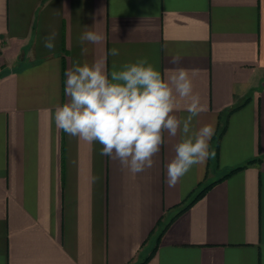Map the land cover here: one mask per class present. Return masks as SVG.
Wrapping results in <instances>:
<instances>
[{
	"label": "crops",
	"instance_id": "1",
	"mask_svg": "<svg viewBox=\"0 0 264 264\" xmlns=\"http://www.w3.org/2000/svg\"><path fill=\"white\" fill-rule=\"evenodd\" d=\"M101 58L188 71L215 157L169 187L179 132L132 174L58 129L67 71ZM141 263L264 264V0H0V264Z\"/></svg>",
	"mask_w": 264,
	"mask_h": 264
},
{
	"label": "clouds",
	"instance_id": "2",
	"mask_svg": "<svg viewBox=\"0 0 264 264\" xmlns=\"http://www.w3.org/2000/svg\"><path fill=\"white\" fill-rule=\"evenodd\" d=\"M56 38L57 32L52 30L44 38V47L54 50ZM79 40L81 45L86 41L99 44L105 37L88 30ZM82 52L87 49L82 48ZM111 55L118 56L119 50L111 49ZM180 59L173 56L170 63L178 64ZM66 77L69 101L55 109L57 128L88 144L98 142L102 145L101 156L118 161L130 173L153 167V157L165 142V132L172 137L179 132L181 137L167 165L169 187H175L194 165H204L215 157V151L209 150L214 125L193 127V119L207 107L194 93L188 71L177 69L162 77L146 58H141L123 64L120 70L114 64L109 75L101 58L91 64L75 61ZM182 109L189 113L186 118L174 114Z\"/></svg>",
	"mask_w": 264,
	"mask_h": 264
},
{
	"label": "trees",
	"instance_id": "3",
	"mask_svg": "<svg viewBox=\"0 0 264 264\" xmlns=\"http://www.w3.org/2000/svg\"><path fill=\"white\" fill-rule=\"evenodd\" d=\"M241 167H243V166H239V167H237V168H234V169H232L231 171H234V170H236V169H239V168H241ZM211 185V184H210ZM210 185H207V186H204L193 198H192V200L190 201V203L191 202H193L195 199H197L200 195H202L206 190H207V188L210 186ZM187 205H189V204H187ZM141 264H143V263H141Z\"/></svg>",
	"mask_w": 264,
	"mask_h": 264
}]
</instances>
